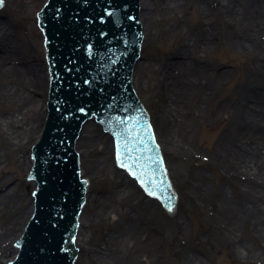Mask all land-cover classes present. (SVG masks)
I'll use <instances>...</instances> for the list:
<instances>
[{
    "label": "rangeland",
    "instance_id": "rangeland-1",
    "mask_svg": "<svg viewBox=\"0 0 264 264\" xmlns=\"http://www.w3.org/2000/svg\"><path fill=\"white\" fill-rule=\"evenodd\" d=\"M45 1L39 0L32 11L21 0H5V5L0 8V25L10 32L9 35L17 40V44H21L20 53L24 64L40 62V65L43 63L48 68L44 34L37 17V10ZM207 1L214 8L209 18L216 35L215 43L205 52H195L191 48L190 56L184 59H191L196 65L208 63L210 68L226 69L229 72L217 83L215 98L214 77L211 75L204 79L208 81L203 82L205 89L190 98L191 107L180 128L179 140L174 145L166 144L158 130L163 90L160 66L166 59L183 58L179 55L172 57L168 50L179 44L191 46L192 38L202 30L201 20L205 14L196 5V0H190L187 6L176 12L165 10L163 0H146L152 8V18L148 21L150 27L144 21L143 52L147 56L139 61L135 72V88L152 115L158 141L179 192L178 210L175 214H169L157 200L148 197L128 173L120 169L112 138L98 123H94L101 133L99 145L89 155L81 152L80 155L82 174L90 181L91 193L95 192L98 198L97 205L91 210L92 223L85 222L82 229L88 234L85 244L90 253L83 256L81 252L78 264H100L95 253H101L106 246H110L111 259L117 264H264V245L258 239L253 225L247 224L234 232L227 210L219 206L220 189H225L232 200H242L253 194L252 188L245 191L240 184V181L246 179L245 176L234 178L233 172H228L220 163L223 150L219 147V138L227 132L231 122V119L221 121L222 113L226 111V115L229 114L227 110L235 105L243 87L252 83L264 88V58L239 47L236 44L239 33L236 23L234 26L227 25L223 12L219 9L215 11L219 0ZM182 22L184 24L181 25ZM32 26L41 32L36 38L30 35ZM189 32L192 33L190 37ZM48 78L50 80L49 74ZM0 84L5 89L17 84L20 88L31 87L29 80L17 79L11 74L0 79ZM211 89L212 97L204 102L206 93ZM38 98L43 100V91ZM23 110V104L0 103V113L5 115L22 117ZM42 115L30 141L29 137L24 140V143L28 142L27 147L17 152L16 156L26 157L30 153L32 158L33 142H36L45 125L46 112ZM103 145L110 151L106 167L101 172L91 173L87 165ZM2 154L4 172L10 181L0 185V192L14 184L17 186L15 196L8 200L0 219V264H5L13 258L15 252L10 251L16 249L15 240L22 235L32 210L29 208L23 214L24 206L19 204L20 194L25 192L34 201L32 188L36 186L28 178L26 167L25 171H20L16 158L8 150H3ZM261 155L264 153L260 152L259 157ZM260 161L257 172L263 168ZM251 178L256 181L258 194L261 201H264V177L253 174ZM121 187L130 190L132 194L125 196L122 193L126 191H122L117 195L116 191ZM127 223H131L130 229ZM121 229L124 236L119 232ZM243 245L254 249L257 256L248 259L235 251V248Z\"/></svg>",
    "mask_w": 264,
    "mask_h": 264
},
{
    "label": "water",
    "instance_id": "water-1",
    "mask_svg": "<svg viewBox=\"0 0 264 264\" xmlns=\"http://www.w3.org/2000/svg\"><path fill=\"white\" fill-rule=\"evenodd\" d=\"M139 12L140 0H50L41 11L53 79L50 114L34 149L36 211L8 264H75L87 182L74 143L93 115L115 136L119 164L173 210L177 196L133 86L144 37Z\"/></svg>",
    "mask_w": 264,
    "mask_h": 264
},
{
    "label": "bare ground",
    "instance_id": "bare-ground-1",
    "mask_svg": "<svg viewBox=\"0 0 264 264\" xmlns=\"http://www.w3.org/2000/svg\"><path fill=\"white\" fill-rule=\"evenodd\" d=\"M21 2L29 10L32 9L33 11L39 0H21ZM163 3L165 10L176 12L177 9L187 6L190 0H163ZM196 5L205 14L201 20L202 30L192 38L191 46L186 47L179 44L168 50L172 57L179 55L183 58L166 59L160 66V83L163 90L160 100L158 130L163 141L169 145H174L179 140L180 128L188 108L191 107L190 98L205 89L203 82L208 81H204V79L211 75L214 77L215 98L217 83L229 72L226 69L210 68L208 63L196 65L193 60L184 59L190 56L191 48H194L195 52H205L215 43L216 35L209 18L214 8L208 4L207 0H196ZM141 6V21L145 29L144 21L150 27L148 21L152 18L150 16L152 8L148 6L146 0H141ZM215 9V11L219 9L223 12L224 21L227 25L231 26L232 24L234 26V23H236L239 29L236 44L243 50H249L264 58V0H219V5ZM30 30V35L34 38L41 34L35 26H32ZM9 34L10 32H7L0 25V79L2 80L4 76L11 74L17 79L29 80L31 87L23 86V88H20V85L17 84L5 89L0 84V103L4 101L23 104V109H25L21 113L22 117L0 113V185L3 182L10 181V177L7 176V173L5 175L4 172L3 150H8L16 158V165L20 171H25L26 167V172L28 173L31 169L32 160L30 159V153L26 157L16 156V154L17 152H22L20 151L22 148L27 147L28 142L24 143V140L29 137L30 141L31 136L36 132V127L39 126L42 120V113H47L46 105L50 85L48 68H45L43 63L40 65V62L37 64H33V62L24 64L20 53L21 44H17V40ZM190 36H192V33L189 32L188 37ZM28 41L30 42V38H28ZM192 64L194 65L192 66ZM242 90L243 92L235 105L228 110L226 109L229 114L226 115V111L222 113L221 121L231 119V122L227 132L225 131L219 138V144H221L219 147L223 150L220 163L228 172H233L234 178L245 176L246 179L240 181V184L245 188V191H250L252 188L253 194L250 193V197L242 200H232L225 189H220L221 201L219 206L227 210L229 223L232 225L234 232L243 229L247 224H252L258 239L264 245V201H261L258 194L259 190L258 186L255 185L256 181L251 178L253 174H256L257 177L258 175L264 177V155L259 157L260 152L264 153V88L262 87L261 89L259 85L254 86L249 83ZM42 91L43 100L38 98ZM212 93V89L206 93L204 102L212 97ZM208 94L209 97H207ZM222 109L224 110L225 108L222 107ZM94 123L93 121H88L83 125L80 136L74 143L77 151L89 155L92 149L98 147L101 133ZM89 124L92 126L88 127L87 125ZM3 146L4 148H1ZM109 155V149L106 145H103L100 152L89 161L87 165L89 171L91 173L103 171ZM259 160H261V165H263V168L259 169L260 174L256 170L260 168ZM29 162L30 165H28ZM81 168H83L82 164ZM34 184L36 186L37 182H34ZM193 188L194 186H192ZM16 190L17 186L14 184L9 189L7 188L0 192V219L4 213L3 208L6 207L8 200L15 196ZM122 191L128 192L127 195L126 192L122 193L125 196L132 194L130 190L127 191L126 188L122 187L116 191V194L118 195ZM85 195L88 197V201L79 218L80 227L75 240L76 244L79 243L80 252L75 264H78L81 252H83V256L90 253L85 244L86 239L88 241V234L87 232L85 234L82 229L85 227V222L92 223L93 213L91 210L97 205L98 196L95 192L91 193L89 189ZM90 198L91 202H89ZM19 199V204L24 206L23 214H26L28 209L31 208V216L34 211L33 198H30L25 192H21ZM126 226L130 229L131 223H127ZM119 232L124 236L122 229ZM235 251L240 252L248 259L257 256V252L252 248L246 247V245L241 248H235ZM10 252H15L16 255L18 248ZM110 253V246H106L101 253L95 254L98 255L97 259L101 262L100 264H117V262L112 261Z\"/></svg>",
    "mask_w": 264,
    "mask_h": 264
},
{
    "label": "snow or ice",
    "instance_id": "snow-or-ice-1",
    "mask_svg": "<svg viewBox=\"0 0 264 264\" xmlns=\"http://www.w3.org/2000/svg\"><path fill=\"white\" fill-rule=\"evenodd\" d=\"M2 3H3V0H0V5H2ZM122 166H124V165H122ZM169 211H171V208H169Z\"/></svg>",
    "mask_w": 264,
    "mask_h": 264
}]
</instances>
